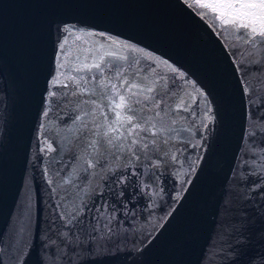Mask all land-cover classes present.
<instances>
[{
	"label": "water",
	"instance_id": "obj_1",
	"mask_svg": "<svg viewBox=\"0 0 264 264\" xmlns=\"http://www.w3.org/2000/svg\"><path fill=\"white\" fill-rule=\"evenodd\" d=\"M219 2L0 0V249L6 264L7 253L18 248L22 255L29 246L34 262L41 241L55 231L53 220L58 228L60 211L73 203L106 207L109 219L115 208L117 235L104 264H258L264 254V135L257 129L264 125L247 117L244 88L258 90L252 104L264 96V44L259 37L244 42L245 30L233 29L238 13L232 9L200 6ZM255 27L259 31L258 19ZM100 56L106 69L131 64L130 73L138 67L139 79L168 93L164 119L175 131L165 134V147L178 156L176 163L170 155L158 170L141 164L133 174L127 161L105 151L106 143L90 147L98 139L90 130L104 117L99 110L95 122L84 117L92 105L83 101L93 98L99 84L92 78L99 73L77 69ZM68 77H83L89 94L80 95ZM89 161L104 167L88 168ZM114 173L129 179L114 184ZM228 200L233 211L226 216Z\"/></svg>",
	"mask_w": 264,
	"mask_h": 264
},
{
	"label": "snow or ice",
	"instance_id": "obj_2",
	"mask_svg": "<svg viewBox=\"0 0 264 264\" xmlns=\"http://www.w3.org/2000/svg\"><path fill=\"white\" fill-rule=\"evenodd\" d=\"M200 6L211 9L212 12H216L219 8L232 9L238 13L231 20L233 29L235 31L245 30L241 33L244 42L255 43L259 37V43L264 44V0H220L217 4L205 3ZM257 9L259 12L256 11ZM257 19L260 21L259 31L255 27ZM250 20L253 25L251 27L249 26ZM63 31L71 34V30L67 27ZM67 39L68 37L65 36L59 44L61 52H64ZM122 46L132 51H141L128 44ZM105 55L112 57L116 56V53L108 52ZM121 59L127 60V57H121ZM164 63L167 64V61ZM104 64L105 56H100L99 62L90 65L85 63L82 69H77V71L96 69L99 73V77L93 76L92 78L99 84V87L91 89L90 94L93 98L83 101L85 104L92 105L89 111L84 112V117L91 115L93 122H95L97 110L104 117L103 123L95 122L94 130H90L92 136L98 137V139L90 141V147L95 151L98 144L103 147L106 143L105 151H110L113 159L123 158L127 161V166L133 168V174L141 164L158 170L161 163H167V158L170 155L172 162L176 163L178 156L175 153L170 154L165 147L170 143L169 139L164 138L165 134L175 131L174 128L168 126L164 119L166 104L164 97L168 93H161L155 85L145 84L142 79H139L140 70L138 67L136 71L130 73L133 67L131 64L128 69L115 65L106 69ZM136 65H139V61L136 62ZM171 70L177 71L175 68ZM113 71L114 77L110 75ZM106 72L109 75H106ZM130 75L135 78H130ZM180 75L183 77L184 74L181 73ZM100 77L105 78L100 79ZM68 79L73 80L80 95L89 94L86 86L87 81L84 82V86L80 84V81L84 80L83 77H80L79 80L73 77H68ZM245 84L247 85V82ZM68 86V84L63 85L65 88ZM244 91L249 96L247 117L258 121L260 125H264V96H258L256 103L252 104L253 92L258 90L245 86ZM48 95L51 97L55 93L50 91ZM201 95L203 94L201 93ZM105 104H107V112L113 113L114 119L106 115ZM177 107L186 108L183 104ZM253 109L260 112L261 115H254ZM205 116L211 122L212 109L210 105ZM75 119L81 121L83 118L77 115ZM171 123L175 124V120H172ZM84 128L88 129V123H84ZM257 131L264 135V128H258ZM248 135L254 137L256 132H251ZM192 147H196V145H192ZM161 152L164 153L163 156L159 155ZM261 152V159L264 160V149H261ZM98 155L102 158L104 152H100ZM253 156L255 157V153ZM151 161H156V163L152 164ZM97 164L104 167L103 163L99 161L96 163L89 161L88 168H94ZM245 167L253 166L245 164ZM177 174L179 175V173ZM153 175L159 177L161 173L156 171ZM110 179L114 184L124 185L129 178L126 173H114ZM64 183H69V181L65 180ZM104 186H109L107 181H105ZM102 195L103 193H101ZM60 199L63 201L65 198L61 197ZM67 199L71 200L72 198L69 196ZM230 205L231 200L223 205L226 216L227 213L233 211ZM56 208L60 209L61 204L57 203ZM93 210L96 212L95 216L92 215ZM105 211H107L106 207L102 208L97 204H92L89 207L88 204L81 206L73 203L71 210H68L67 207L63 208L58 217L62 221L61 225L57 228L56 220H53L52 225L55 231L41 241L38 250H36L35 261L31 260L34 246H29L28 251L23 252L22 255L18 248L7 253L8 264H104L105 257L111 251V243L117 235L113 227V221L116 219L115 208L111 210L113 213L111 219L105 216ZM4 255V250L0 249V264H6ZM252 264H257V261L254 259ZM258 264H264V254H260Z\"/></svg>",
	"mask_w": 264,
	"mask_h": 264
}]
</instances>
